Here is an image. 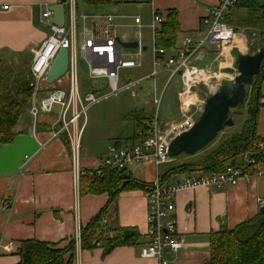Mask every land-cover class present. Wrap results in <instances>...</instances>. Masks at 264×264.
Segmentation results:
<instances>
[{
	"label": "crops",
	"instance_id": "crops-1",
	"mask_svg": "<svg viewBox=\"0 0 264 264\" xmlns=\"http://www.w3.org/2000/svg\"><path fill=\"white\" fill-rule=\"evenodd\" d=\"M217 2L113 0L111 4L100 7L83 3V10L79 14H113L117 36L126 42L138 41L141 37L144 52L151 48L152 62L155 10L163 18H166L168 10H177L180 22L178 45L186 36H202L206 29L202 20L208 14V9ZM53 4H58V0H0V54L12 58L29 53L32 57L31 49L40 45L50 34L49 22L53 15L47 19L42 14ZM137 16L141 19L140 27L135 22ZM85 23L91 24L89 21ZM214 49L209 47L204 50L198 66L202 62L207 66V57L212 55ZM144 52L141 64L135 68L143 66ZM123 53L126 57L136 55L133 49L125 47ZM145 76L147 74L135 80ZM68 84L67 76L52 83L45 81L37 97L41 98L52 90L67 88ZM144 85L145 82L139 86L137 95ZM261 102L263 106L259 112L257 133L264 138V97ZM56 120L57 113L42 112L34 117L29 109L21 115L13 141L0 143V264L19 262L18 249L23 240L36 238L59 248L66 247L70 241L77 239L81 228L97 215L110 198L107 192L80 193L79 181L75 184L72 152L63 139L66 134L53 137ZM84 150L85 155L79 160L81 173L100 168L101 158L106 152L96 156L90 153L89 148ZM145 168L147 177L137 178L154 182L155 167L147 165ZM185 174L173 175L170 180L181 179ZM263 202L264 171L261 174L254 172L249 179L241 178L236 185L224 189L203 187L180 192L175 201V214L179 230L185 235V243L178 253L173 254L170 264H205L210 257V233L224 227L234 228L254 218L260 213ZM5 203L9 205L8 208H5ZM110 212L111 219H116L120 226L135 227L141 236L134 244L117 247L108 254H104L99 245L91 250H83L81 264H158L156 259L141 256V247L148 240L144 190L122 191Z\"/></svg>",
	"mask_w": 264,
	"mask_h": 264
},
{
	"label": "built area",
	"instance_id": "built-area-1",
	"mask_svg": "<svg viewBox=\"0 0 264 264\" xmlns=\"http://www.w3.org/2000/svg\"><path fill=\"white\" fill-rule=\"evenodd\" d=\"M238 0H218L208 9V14L202 23L205 31L200 38L184 37L176 48L170 52L166 49L153 47L152 72L139 79L129 80L119 85L120 70L135 68L141 64L143 46L139 37L138 46L133 50L136 55L126 57L124 47L118 44L117 30L113 14L87 15L79 14L76 0H58V4L65 6L66 23L64 26L49 22L50 34L38 46L31 49V73L35 79L34 92L30 112L34 117L43 113H57V120L53 137L67 134L71 143V152L75 169V184H78L81 170L79 169V149L81 135L86 124V113L89 107L110 95L130 90L137 95L139 86L146 81H153V101L157 110L152 115L142 118L135 135L127 140H114L107 147L105 155L101 158L102 172L106 168H120L134 170L143 166L153 165L156 169V178L151 190L144 191L147 198V242L141 247V256L156 259L158 264H170L165 249L171 255L178 253L184 246L185 235L179 230L176 218V197L180 192L196 190L199 188L224 189L236 185L241 178L249 179L253 174L248 167L256 165V158L252 154L244 155L245 165H228L223 171H195L186 173L181 179L162 182L160 179L161 166L173 161L168 149L172 139L179 133L189 130L195 123L197 116L189 113L190 107L197 102L200 108L204 107L205 100L195 101L190 98L182 99V94L190 92L194 86L204 83L210 86L214 77L207 68L196 64L202 58L204 50L214 47L213 53L220 56L227 52L225 45L231 42L236 29L230 20V12L235 9ZM7 8V6H5ZM53 12L47 9L43 12L44 18H51ZM165 20L157 10L154 11L152 28L154 35L160 24ZM91 24L87 25L85 22ZM135 22L141 26L139 16ZM62 48L69 49V68L65 76L68 78V87L47 92L41 98L37 93L40 86L46 81L47 71ZM78 48L85 54L87 73L93 79H106L109 90L96 93L88 91L82 93L78 82L80 62ZM161 74L167 75L162 92H158L157 80ZM174 78H179L186 89L179 92L182 117L170 123L160 120L159 107L166 87ZM59 107L58 111L54 109ZM187 108V109H184ZM203 110V109H202ZM81 118L85 121L80 123ZM43 146L44 144H41ZM264 152V142L259 144ZM264 171V161L257 165L256 174ZM264 203V202H263ZM8 208V204H4ZM80 234L76 239L74 253L75 264H81Z\"/></svg>",
	"mask_w": 264,
	"mask_h": 264
},
{
	"label": "trees",
	"instance_id": "trees-1",
	"mask_svg": "<svg viewBox=\"0 0 264 264\" xmlns=\"http://www.w3.org/2000/svg\"><path fill=\"white\" fill-rule=\"evenodd\" d=\"M112 2L113 0H83L85 5L91 7L106 6ZM234 10L246 11V15L237 19V23L240 27L250 30L248 45L252 48L256 46L255 52L264 48V0H238ZM179 33L178 12L170 9L155 34V45L170 52L177 46ZM25 55L27 54H21L16 61L13 57L0 54V143L2 144L13 141L15 127L21 115L29 110L32 104L34 84L30 56ZM262 74H264V60L260 74L255 76L253 83L247 87L248 117L242 131L235 135H227L216 148L204 154L199 160L186 161L178 166H167L160 174L162 182L169 181L173 175L181 173L223 171L228 165L244 168V155L247 153L256 158L257 164L245 167H248L251 173L257 171V165L264 161V152L259 148L264 138L257 133L259 112L263 106L261 101L264 97ZM240 113L232 112V115L235 118ZM149 116L150 113L141 108L123 117L125 120H131L136 130L140 120ZM63 139L71 150L68 135H63ZM79 184L80 193L107 192L110 197L97 215L81 228V250H91L99 245L103 248V253L108 254L117 247L134 244L141 236L138 229L120 226L116 219H111L110 208L122 191L151 190L153 182L138 179L132 170L106 168L102 172L86 170L85 173H81ZM96 240L99 242L95 243ZM75 249L76 239L63 248L36 238L23 240L18 249L20 260L17 264H74ZM68 254L70 256L66 257ZM205 264H264V211L234 228L224 227L212 231L210 257Z\"/></svg>",
	"mask_w": 264,
	"mask_h": 264
},
{
	"label": "rangeland",
	"instance_id": "rangeland-1",
	"mask_svg": "<svg viewBox=\"0 0 264 264\" xmlns=\"http://www.w3.org/2000/svg\"><path fill=\"white\" fill-rule=\"evenodd\" d=\"M76 1L77 9L80 13L84 7L83 0ZM245 15L246 11L244 10H233L232 12L231 24L235 26L236 34L233 40L225 45V49H227L226 54L224 53L223 56H220L219 54L212 53L211 56L207 57V66H205L203 62L199 63V66H204V68H207L206 70L211 72L214 76L212 78L210 86H206V84L201 83L197 86H194L190 92L183 93L184 89H186L183 82H181L179 78H174L164 91L162 102L159 107L160 120L165 123H170L182 117L183 111L181 107L182 103L180 100L179 92L183 93V100L192 98L194 102H197L199 100H205L210 93L215 91V89L220 85L221 82L225 81L231 83L234 81V78L238 75V68L236 64L237 56L239 54L254 53V49L256 48V46H253L252 48L247 44L249 39L248 33L250 30L240 27L237 23V19ZM25 54H27L25 56H30L29 60L31 64V55L28 53ZM20 57L21 55H17L13 58L17 61ZM85 58L86 57L83 51L78 48V59L81 65L79 70L78 82L80 84L81 92L83 94L87 91H93L96 93H100L101 91L107 92L109 90V87L106 79H93L89 77V75L82 69V65L86 63ZM142 59V67L128 69L123 68L120 70L119 85H123L129 80H135L145 74L148 75L151 73V48H148L144 52V57ZM198 61L196 62L197 65ZM31 76L33 77L32 74ZM166 80V74H161L159 76L156 82L158 92L163 91ZM34 82L35 79L33 78V83ZM99 89L100 91H97ZM262 93L264 94V81L262 84ZM247 99H245V102L241 107L232 110L234 114L241 112L234 118L235 124L233 126L224 129L214 141H212L207 147H205L196 155H188L182 153L178 157L173 159L171 165L167 164L161 166V172H163V170L167 166H178L179 164H182L186 161L199 160L204 156V154L216 148L219 145L220 141L227 135L231 136L240 133L248 117L246 110L249 99ZM153 100V81H146L143 90L139 91L137 96L133 95V92H131L130 90H125L117 94L110 95L108 98L91 105L86 113V128L84 127V129L86 130L84 135L83 133L81 135L79 160L81 156L85 155V148H89L90 153L96 156H100L101 154H104L106 152L107 147L112 141L117 139H131L135 132L134 124L131 120H125L123 116L125 114L133 112L134 110H137L138 108H144L148 113H150V115H152L153 112L157 110V106L154 104ZM200 107V103L197 102L195 105H192L190 107L189 113L194 114V116L198 117L203 109V107L202 109ZM58 110L59 107L56 106L54 111ZM82 119L83 118H81L80 123H82ZM181 174L183 175L184 173ZM136 177H147L145 166L142 167L141 171L136 175Z\"/></svg>",
	"mask_w": 264,
	"mask_h": 264
},
{
	"label": "water",
	"instance_id": "water-1",
	"mask_svg": "<svg viewBox=\"0 0 264 264\" xmlns=\"http://www.w3.org/2000/svg\"><path fill=\"white\" fill-rule=\"evenodd\" d=\"M53 12L51 22L64 26L66 23L65 6L63 4H53L49 7ZM118 44L125 48L134 49L138 46L137 41H122L118 39ZM264 60V48L257 52L239 54L236 58L238 75L231 83L221 82L214 92L210 93L206 99L202 112L196 118L194 125L187 131L177 134L169 145V155L172 158L185 153L196 155L207 147L226 128L235 124L232 110L241 107L246 99L247 87L253 83L255 76L260 74ZM83 70H87V64L82 65ZM69 68V49L62 48L51 63L47 74L46 82L52 83L64 77ZM264 76V74H262ZM139 167L133 173L137 174ZM264 211V205L260 212ZM96 240L95 243H98ZM166 256L172 260L173 255L167 252Z\"/></svg>",
	"mask_w": 264,
	"mask_h": 264
}]
</instances>
